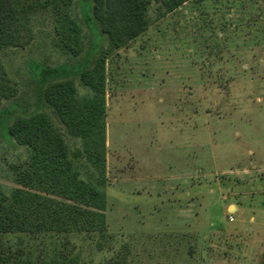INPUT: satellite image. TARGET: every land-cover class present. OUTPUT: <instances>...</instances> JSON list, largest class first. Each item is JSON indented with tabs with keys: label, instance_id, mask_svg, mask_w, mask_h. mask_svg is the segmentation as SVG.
I'll return each instance as SVG.
<instances>
[{
	"label": "rangeland",
	"instance_id": "1",
	"mask_svg": "<svg viewBox=\"0 0 264 264\" xmlns=\"http://www.w3.org/2000/svg\"><path fill=\"white\" fill-rule=\"evenodd\" d=\"M83 52L57 45L54 16L31 18L34 40L0 59L17 95L0 106V189L18 187L28 150L7 127L51 115L82 172L95 171L43 98L80 74L108 40L92 0H76ZM107 59V224L99 235L0 236V264H106L124 246L129 264H264V0H190ZM239 205L240 212L230 209ZM232 216L234 221H230ZM8 262V263H7Z\"/></svg>",
	"mask_w": 264,
	"mask_h": 264
},
{
	"label": "trees",
	"instance_id": "2",
	"mask_svg": "<svg viewBox=\"0 0 264 264\" xmlns=\"http://www.w3.org/2000/svg\"><path fill=\"white\" fill-rule=\"evenodd\" d=\"M75 1L0 0V52L28 46L35 37L31 18L50 12L58 47L73 57L80 56L83 27L72 13ZM188 1L92 0L93 18L109 46L80 74V81L90 93L80 98L75 81L65 79L48 84L43 98L66 133L80 140L83 156L95 177H82L65 135L51 115L39 112L15 118L7 127L8 134L28 150L29 158L24 164L12 166L18 187L9 193L0 189V236L85 234L110 241L105 190L107 59L150 27L153 4H157L160 16H165ZM17 93V85L0 59V106ZM123 248L106 264H129V249Z\"/></svg>",
	"mask_w": 264,
	"mask_h": 264
},
{
	"label": "crops",
	"instance_id": "3",
	"mask_svg": "<svg viewBox=\"0 0 264 264\" xmlns=\"http://www.w3.org/2000/svg\"><path fill=\"white\" fill-rule=\"evenodd\" d=\"M230 209H234V210H236V212H235L236 214L239 213L240 210H241L240 207H239V205H236V204H234V205H230V206H229V210H230Z\"/></svg>",
	"mask_w": 264,
	"mask_h": 264
},
{
	"label": "built area",
	"instance_id": "4",
	"mask_svg": "<svg viewBox=\"0 0 264 264\" xmlns=\"http://www.w3.org/2000/svg\"><path fill=\"white\" fill-rule=\"evenodd\" d=\"M229 220L232 222V221H234V218L232 216H230Z\"/></svg>",
	"mask_w": 264,
	"mask_h": 264
},
{
	"label": "bare ground",
	"instance_id": "5",
	"mask_svg": "<svg viewBox=\"0 0 264 264\" xmlns=\"http://www.w3.org/2000/svg\"><path fill=\"white\" fill-rule=\"evenodd\" d=\"M234 210V209H233Z\"/></svg>",
	"mask_w": 264,
	"mask_h": 264
}]
</instances>
